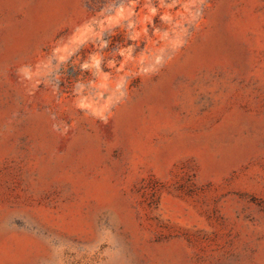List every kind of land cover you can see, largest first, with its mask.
Wrapping results in <instances>:
<instances>
[{
	"label": "rangeland",
	"instance_id": "1",
	"mask_svg": "<svg viewBox=\"0 0 264 264\" xmlns=\"http://www.w3.org/2000/svg\"><path fill=\"white\" fill-rule=\"evenodd\" d=\"M0 264H264V0H0Z\"/></svg>",
	"mask_w": 264,
	"mask_h": 264
}]
</instances>
